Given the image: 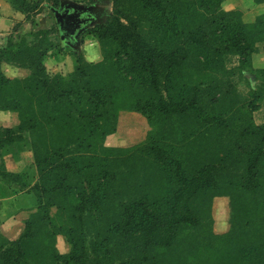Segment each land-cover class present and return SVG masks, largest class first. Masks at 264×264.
I'll return each instance as SVG.
<instances>
[{
    "label": "trees",
    "instance_id": "16d2710c",
    "mask_svg": "<svg viewBox=\"0 0 264 264\" xmlns=\"http://www.w3.org/2000/svg\"><path fill=\"white\" fill-rule=\"evenodd\" d=\"M7 1L32 26L19 23L0 48V110L19 117L0 127V159L30 147L35 162L12 171L0 161V179L15 186L0 195L25 189L34 206L17 238L0 233V264H180L187 243L204 264H264V122L228 76L251 85L253 75L264 98V67L253 65L264 14L240 23L225 0H110L112 12L85 31L104 50L89 61L69 32L62 43L53 8L64 12L63 0ZM48 6L47 28L36 16ZM86 14L90 25L97 11ZM57 53L73 57V71L49 70ZM228 55L239 59L230 70ZM4 63L26 75L9 77ZM121 110L151 126L136 146L105 144ZM216 196L230 201L224 233L213 230ZM45 243L51 254L33 255L31 244Z\"/></svg>",
    "mask_w": 264,
    "mask_h": 264
},
{
    "label": "rangeland",
    "instance_id": "374dc122",
    "mask_svg": "<svg viewBox=\"0 0 264 264\" xmlns=\"http://www.w3.org/2000/svg\"><path fill=\"white\" fill-rule=\"evenodd\" d=\"M49 5V4H47ZM63 11H68L69 14L73 13V10H76L77 16L76 20L80 22V24L76 25L74 31L69 32V36L73 37V41L67 42L73 49L84 54L85 58L89 61H99L103 58L104 50L102 49L100 43L94 38L92 35L85 34L86 29L94 26L100 20H104L108 14L112 12L113 6L110 0L104 2H97L95 4H89L88 0H63L61 4ZM45 8L42 13L37 15L36 17L41 18L43 15L47 16L48 11L50 9ZM92 7L94 12L97 11L96 19L90 24H84L86 19H83L84 13L88 11V9ZM223 8L228 11H236L239 15L236 16L237 21H254L256 17L260 14H264V0L260 3H256L254 0H225L223 2ZM60 9V8H59ZM61 10V9H60ZM96 10V11H95ZM82 11V12H81ZM99 11V13H98ZM81 15L83 16L82 18ZM75 17V16H74ZM74 17L71 18L74 19ZM83 25L81 26V23ZM31 22L28 24V27H31ZM16 24L15 26H17ZM14 26V28H15ZM43 26L49 27L48 23H44ZM57 33H51V39H57ZM49 39V40H51ZM55 39V40H56ZM66 43V44H67ZM226 60V66L228 69H233L238 64V57L228 55ZM56 58V57H55ZM54 57H50L48 59L49 64L48 68L53 73H62L64 75L70 73V70L74 67V59L69 56L66 57L63 61H57ZM253 65L254 67H264V42L259 43V51L253 54ZM194 77H198V75L194 72ZM233 73V74H232ZM232 74V75H231ZM251 85L243 78L241 75L236 74L234 70H230L229 77L233 82V87L236 89L237 94L239 95L240 102L245 105V107H251V102L260 103V109L256 110L253 115L255 121L257 123L264 122V98L259 99L254 95L253 89L256 90L258 85H262L260 81L256 80L253 75L247 74ZM127 102V101H125ZM151 129L147 118L140 112L133 110H121L119 113V124L117 127V131L114 134L107 136L105 144L109 147H133L138 145V143L145 140L147 136L148 130ZM14 155L18 161L20 160L21 165L23 167H28V171L32 167L30 165L35 162L34 152L30 149V147H23L22 149L16 148L14 150ZM13 155V157H14ZM14 157V158H15ZM0 161H3L6 164V167L12 171H19L20 167L12 168V154L7 153L4 155ZM31 175L28 174V178ZM37 177V174H34V179ZM17 187V186H16ZM24 197L23 205L28 207V211L24 210V220L29 216L30 211L32 210L33 196L29 193L28 190H23L18 192ZM229 198L227 196H216L213 199V204L211 207V213L213 217V230L216 233H224L229 227V218H230V204ZM34 210V209H33ZM57 210V209H56ZM55 208L53 211L56 213ZM24 223V222H23ZM57 225V224H56ZM58 226V225H57ZM56 226V227H57ZM59 227V226H58ZM24 228V227H23ZM57 247L63 253L69 252L71 247L67 241V238L63 235L57 236ZM34 246L37 248H34ZM33 255H43L47 252V255L51 254L52 247H49L48 243L41 245L38 244L32 245ZM192 245L187 243L183 247L180 248V252L178 254V260L180 264H204L199 256H196L194 252L191 250Z\"/></svg>",
    "mask_w": 264,
    "mask_h": 264
},
{
    "label": "crops",
    "instance_id": "0c3cea01",
    "mask_svg": "<svg viewBox=\"0 0 264 264\" xmlns=\"http://www.w3.org/2000/svg\"><path fill=\"white\" fill-rule=\"evenodd\" d=\"M36 20H40L42 27H45L43 26L44 23H48L49 27L51 25V21L45 15H43L41 18L36 17ZM19 23L22 25L18 27V31L20 32L23 31V29L29 30L31 28L28 27L30 22L26 20L25 14L14 9L9 1L0 0V48L6 44L8 36L14 30V26ZM62 43L64 44L65 42ZM51 56L54 58L56 57L55 59H57V61H63L66 57L71 55L57 53L52 54ZM48 59L46 62L47 64H49ZM3 68L5 73L11 78L22 77L26 75L25 70L12 64L4 63ZM73 69L74 67L72 70H70V72L73 71ZM18 122L19 117L16 112L0 110V127H12L18 124ZM23 165L24 164L21 165L20 160L18 161V159L12 156V168L19 166V169H22ZM4 186L11 188L15 187H12L11 185H5V182L0 179V192ZM23 201L24 197H22L20 193L10 195V193L8 194L6 192V194L3 196L2 194L0 195V233L8 239L17 238L23 230L24 210L28 211L29 209L23 205Z\"/></svg>",
    "mask_w": 264,
    "mask_h": 264
},
{
    "label": "water",
    "instance_id": "95a60500",
    "mask_svg": "<svg viewBox=\"0 0 264 264\" xmlns=\"http://www.w3.org/2000/svg\"><path fill=\"white\" fill-rule=\"evenodd\" d=\"M88 10H93L92 7H90ZM74 12L69 14L68 11L65 12H61L60 10L53 8V12L55 14L58 26H59V30L62 36V41L64 42V40L66 39V35L68 30H70L69 24L67 23L66 19H69V16H75L76 14V10H73Z\"/></svg>",
    "mask_w": 264,
    "mask_h": 264
},
{
    "label": "flooded vegetation",
    "instance_id": "af4514ba",
    "mask_svg": "<svg viewBox=\"0 0 264 264\" xmlns=\"http://www.w3.org/2000/svg\"><path fill=\"white\" fill-rule=\"evenodd\" d=\"M98 13H99V11H98ZM75 14H76V13H75ZM76 16H77V15H75V17H74V16H69V19H68V20L66 19L67 23L69 24L70 30H72V31L75 30L76 25L80 24V22L76 20ZM83 16H84V17H83ZM83 16L81 15L80 18L83 17V19H86V23H87L88 20H89V18H91L92 15H89V14L84 13ZM72 17H74V19L71 20ZM82 25H83V24H81V26H82ZM68 32H71V31L68 30Z\"/></svg>",
    "mask_w": 264,
    "mask_h": 264
}]
</instances>
